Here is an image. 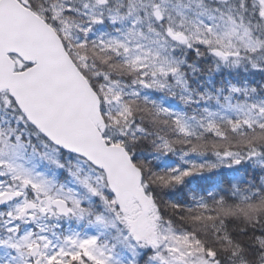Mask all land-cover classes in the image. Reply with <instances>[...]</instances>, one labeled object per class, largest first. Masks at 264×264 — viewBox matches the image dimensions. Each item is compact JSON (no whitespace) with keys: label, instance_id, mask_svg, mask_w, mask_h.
Returning <instances> with one entry per match:
<instances>
[{"label":"snow or ice","instance_id":"1","mask_svg":"<svg viewBox=\"0 0 264 264\" xmlns=\"http://www.w3.org/2000/svg\"><path fill=\"white\" fill-rule=\"evenodd\" d=\"M0 264H264V0H0Z\"/></svg>","mask_w":264,"mask_h":264}]
</instances>
